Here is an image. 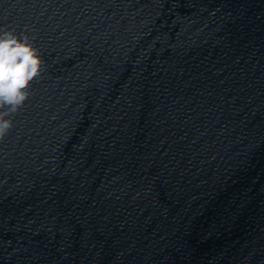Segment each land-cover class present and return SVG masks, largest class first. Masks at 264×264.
<instances>
[{"label": "water", "instance_id": "water-1", "mask_svg": "<svg viewBox=\"0 0 264 264\" xmlns=\"http://www.w3.org/2000/svg\"><path fill=\"white\" fill-rule=\"evenodd\" d=\"M40 74L0 139V264H264V0H0Z\"/></svg>", "mask_w": 264, "mask_h": 264}, {"label": "clouds", "instance_id": "clouds-1", "mask_svg": "<svg viewBox=\"0 0 264 264\" xmlns=\"http://www.w3.org/2000/svg\"><path fill=\"white\" fill-rule=\"evenodd\" d=\"M41 65L39 50L27 35L0 31V139L14 126L11 117L28 98L27 89Z\"/></svg>", "mask_w": 264, "mask_h": 264}]
</instances>
